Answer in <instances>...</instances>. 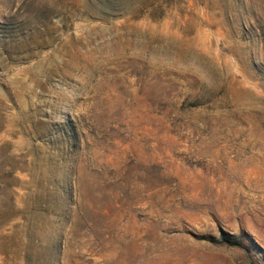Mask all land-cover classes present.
<instances>
[{
  "label": "rangeland",
  "instance_id": "obj_1",
  "mask_svg": "<svg viewBox=\"0 0 264 264\" xmlns=\"http://www.w3.org/2000/svg\"><path fill=\"white\" fill-rule=\"evenodd\" d=\"M0 264H264V0H0Z\"/></svg>",
  "mask_w": 264,
  "mask_h": 264
}]
</instances>
